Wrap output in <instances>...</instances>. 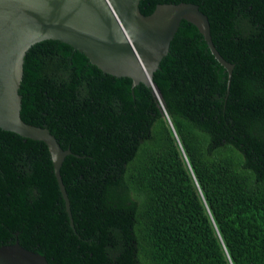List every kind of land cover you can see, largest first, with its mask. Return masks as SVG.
<instances>
[{
    "label": "trees",
    "instance_id": "1",
    "mask_svg": "<svg viewBox=\"0 0 264 264\" xmlns=\"http://www.w3.org/2000/svg\"><path fill=\"white\" fill-rule=\"evenodd\" d=\"M189 1L153 85L59 39L23 56L20 115L69 149L0 127V245L50 264H264V0Z\"/></svg>",
    "mask_w": 264,
    "mask_h": 264
},
{
    "label": "water",
    "instance_id": "2",
    "mask_svg": "<svg viewBox=\"0 0 264 264\" xmlns=\"http://www.w3.org/2000/svg\"><path fill=\"white\" fill-rule=\"evenodd\" d=\"M139 1L0 0V127L46 143L70 218L69 199L59 172L70 150L62 148L46 126L26 122L20 115L23 56L32 44L59 39L83 52L105 72L129 76L133 85L143 81L154 86L153 71L185 19L198 28L214 56L231 72L232 64L214 46L208 17L198 4L157 3L145 14ZM0 264L50 263L44 254L16 240L0 245Z\"/></svg>",
    "mask_w": 264,
    "mask_h": 264
},
{
    "label": "bare ground",
    "instance_id": "3",
    "mask_svg": "<svg viewBox=\"0 0 264 264\" xmlns=\"http://www.w3.org/2000/svg\"><path fill=\"white\" fill-rule=\"evenodd\" d=\"M147 78H150L149 75H146ZM147 80H150V79H147Z\"/></svg>",
    "mask_w": 264,
    "mask_h": 264
}]
</instances>
